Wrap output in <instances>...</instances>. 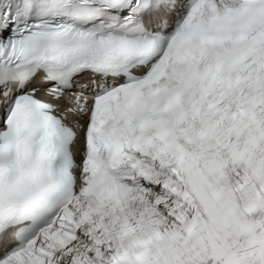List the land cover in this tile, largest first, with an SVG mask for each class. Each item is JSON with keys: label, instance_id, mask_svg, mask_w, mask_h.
Returning a JSON list of instances; mask_svg holds the SVG:
<instances>
[{"label": "bare ground", "instance_id": "1", "mask_svg": "<svg viewBox=\"0 0 264 264\" xmlns=\"http://www.w3.org/2000/svg\"><path fill=\"white\" fill-rule=\"evenodd\" d=\"M156 222V220H152V221H150V224L149 225H147L146 224V226L145 227H151V226H153L154 225V223ZM149 238L151 239V240H154L155 239V234H150L149 235ZM189 249V248H188ZM49 253V252H48ZM113 253H108V254H104V253H102V254H100V258H102V259H106V258H108V259H111L113 256ZM49 258H51V259H53V257H52V255L51 254H49ZM197 264H209V261L208 260H206V261H202V262H199V263H197Z\"/></svg>", "mask_w": 264, "mask_h": 264}]
</instances>
